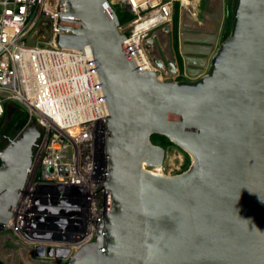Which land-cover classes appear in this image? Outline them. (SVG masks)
Returning <instances> with one entry per match:
<instances>
[{
    "label": "water",
    "instance_id": "1",
    "mask_svg": "<svg viewBox=\"0 0 264 264\" xmlns=\"http://www.w3.org/2000/svg\"><path fill=\"white\" fill-rule=\"evenodd\" d=\"M64 2L57 44L91 46L110 109L97 242L66 264H264V0H237L231 34L195 82L137 70L106 0ZM153 134L192 157L186 171L149 169L166 156ZM39 137L31 123L0 150V226L9 224ZM69 253L48 249L62 263Z\"/></svg>",
    "mask_w": 264,
    "mask_h": 264
},
{
    "label": "built area",
    "instance_id": "2",
    "mask_svg": "<svg viewBox=\"0 0 264 264\" xmlns=\"http://www.w3.org/2000/svg\"><path fill=\"white\" fill-rule=\"evenodd\" d=\"M176 1L105 2L117 15H133L120 23L119 31L135 68L155 71L164 82L179 75L157 65L155 60L164 61L149 39L171 24ZM64 11V0H0V118L17 103L28 112L26 127L35 119L41 125L25 186L9 224L0 227L45 256L49 248L69 249L62 259L66 264L81 248L97 242L100 188L109 179L110 109L91 46L70 50L57 44ZM42 18L52 29L47 43L35 37ZM67 18L66 24L74 27L75 18ZM142 22L148 25L138 27Z\"/></svg>",
    "mask_w": 264,
    "mask_h": 264
},
{
    "label": "crops",
    "instance_id": "3",
    "mask_svg": "<svg viewBox=\"0 0 264 264\" xmlns=\"http://www.w3.org/2000/svg\"><path fill=\"white\" fill-rule=\"evenodd\" d=\"M229 1L195 0L193 10L189 11L181 6L178 47L182 66L173 45V29L168 49L174 54L169 60L164 59L165 56L163 58L164 54L161 55L154 41L156 50L164 61L163 68L171 69L179 75L176 81L195 82L210 72L213 58L223 43L224 28L230 14L227 7ZM12 235L8 234L4 239L1 237L5 235H0V245L6 246L4 264H62L59 259L37 256L32 247L18 242Z\"/></svg>",
    "mask_w": 264,
    "mask_h": 264
},
{
    "label": "rangeland",
    "instance_id": "4",
    "mask_svg": "<svg viewBox=\"0 0 264 264\" xmlns=\"http://www.w3.org/2000/svg\"><path fill=\"white\" fill-rule=\"evenodd\" d=\"M187 1L188 0H182L183 4L186 5L187 8L190 10L191 8L187 5ZM236 5H237V0H230L229 1L227 7L229 9V13L230 14H229V18L227 19L226 23L227 22H230L231 24L233 23L234 11H235ZM191 10H193V9H191ZM169 25H170L169 31H168L167 25H165L163 27H160L157 30V32H156L157 35H156V37L154 39H149L151 44H153V49H155V45L154 44L156 43L158 50L161 51V55L163 53L164 54L163 58L165 56L164 59L167 58V60H169L171 55L174 54V53H172V51L170 49H169L170 53H168L166 51L165 43L163 42L161 37L163 39H166L167 38L166 34L168 33V38H169L168 45L170 46L171 41H172L173 20H172L171 24H169ZM152 35H153V33H151L150 37H152ZM36 36L41 41V43H47L51 39V37H52V29H51L50 22H48L47 19H43L36 26V28H35V37ZM153 40L155 41V43H154ZM158 54L159 53L157 52V55ZM16 108H17V106L15 104L11 103L9 105V107H8V111H7L6 117L3 120L0 121V142L3 141V143H4L3 146L2 145L0 146V150H2L4 147H6L10 143L11 140L17 139L19 137V135H20V132L16 131L15 129H9V130L5 131L6 126L9 124V122L11 120L12 113H13L14 109H16ZM33 123L41 131L40 123H38V121L37 122H33ZM3 133H5V134L2 136L1 134H3ZM1 137H4V138L1 140ZM165 151H166L165 160H164L162 166H159L160 169L159 170H155L156 168H149V169H151L156 174H158V173L161 174L162 173V174L167 175V176L178 175V174H181L182 172L187 170L185 168V163L187 162L188 153L185 150H183L178 145L173 143V144L168 145L165 148ZM191 163H192V157H191ZM8 234H11V232L9 230H2V228L0 227V235L1 236L5 235V236H3L1 238H3V239L6 238V236ZM12 236H14V235H12ZM14 238H15V236H14ZM0 241H1V239H0ZM6 244H8V243L6 242ZM5 248H6L5 245H3V244L0 245V264H4Z\"/></svg>",
    "mask_w": 264,
    "mask_h": 264
},
{
    "label": "trees",
    "instance_id": "5",
    "mask_svg": "<svg viewBox=\"0 0 264 264\" xmlns=\"http://www.w3.org/2000/svg\"><path fill=\"white\" fill-rule=\"evenodd\" d=\"M180 5H181V3L179 0H177L174 3L173 45H174L175 51L177 53L179 64L182 66V58L179 54V47H178L179 46ZM183 9L186 11H189L187 6L184 4H183ZM118 16H119V20H120L121 24L124 23L125 21L133 18L132 14H129L127 12H120V11H118ZM232 25H233V23L231 24L230 22H227L225 24L224 34L226 37H228L231 34ZM13 104H15L17 106V108L14 109L12 116H11V120H10L9 124L6 126L5 131H7L9 129H15L16 131L20 132L23 129H25L29 123L28 112L21 105H19L17 103H13ZM7 111H8V108H7ZM7 111L5 112L4 116L0 118V121L6 117ZM35 122H37L36 119H35ZM4 134L5 133H3L1 135L3 136ZM151 140L154 144L160 145L163 148H166L168 145L173 144V142L168 137H166L164 135H160V134H153L151 137ZM3 145H4V143H2V146ZM0 164H1V161H0ZM190 165H191V157L188 154L187 162L185 163V168L188 169Z\"/></svg>",
    "mask_w": 264,
    "mask_h": 264
},
{
    "label": "bare ground",
    "instance_id": "6",
    "mask_svg": "<svg viewBox=\"0 0 264 264\" xmlns=\"http://www.w3.org/2000/svg\"><path fill=\"white\" fill-rule=\"evenodd\" d=\"M187 5L191 8V9H193L194 8V5H195V0H188L187 1ZM192 14V13H191ZM143 23V22H142ZM142 23H138V24H142ZM146 25H148V22H145V23H143L142 25H139L138 27H143V26H146ZM166 36H167V38H168V33L166 34ZM168 41H169V39H168ZM168 41H167V45H166V51L169 53V49H168ZM152 45V44H151ZM155 45V44H154ZM153 47V46H152ZM154 53H156L155 51H154ZM160 168L159 167H157L155 170H159ZM159 175H164V174H160V173H158Z\"/></svg>",
    "mask_w": 264,
    "mask_h": 264
},
{
    "label": "flooded vegetation",
    "instance_id": "7",
    "mask_svg": "<svg viewBox=\"0 0 264 264\" xmlns=\"http://www.w3.org/2000/svg\"><path fill=\"white\" fill-rule=\"evenodd\" d=\"M160 37H161V36H160ZM161 39H162L163 42L165 43V47H166L168 39H167V38H166V39H163L162 37H161ZM154 51L156 52V46H155ZM155 54H157V52H156ZM3 138H4V137H1V140H2ZM2 143H3V141L0 142V146L2 145ZM62 264H65V263L63 262Z\"/></svg>",
    "mask_w": 264,
    "mask_h": 264
}]
</instances>
